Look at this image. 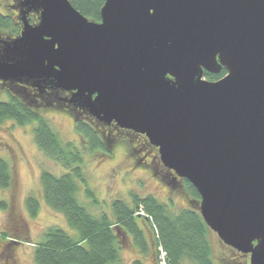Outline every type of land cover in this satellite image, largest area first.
Masks as SVG:
<instances>
[{
	"label": "water",
	"instance_id": "95a60500",
	"mask_svg": "<svg viewBox=\"0 0 264 264\" xmlns=\"http://www.w3.org/2000/svg\"><path fill=\"white\" fill-rule=\"evenodd\" d=\"M19 5L0 82L33 106L47 90L71 94L55 100L146 136L197 190L210 230L264 264V0H105L100 23L70 0Z\"/></svg>",
	"mask_w": 264,
	"mask_h": 264
},
{
	"label": "trees",
	"instance_id": "16d2710c",
	"mask_svg": "<svg viewBox=\"0 0 264 264\" xmlns=\"http://www.w3.org/2000/svg\"><path fill=\"white\" fill-rule=\"evenodd\" d=\"M70 3L90 21L101 22V10L105 0H70ZM37 18L36 15L31 16L30 23L37 24ZM18 20L19 18L14 16H3L0 13V31L12 33V36L6 38L14 39L20 36L22 24ZM225 75V70L220 76L205 74L210 80H218ZM12 89L9 84H0V92L8 93L9 96L8 100H0V123L13 121L21 127L34 124L33 135L39 150L67 170L62 176L44 171L40 183L45 201L52 209L65 215L76 236H71L56 226L49 228L43 241L35 245L34 257L37 264H119L124 243L129 242L130 238L141 253L149 254V243L138 225V221L144 218L140 215L141 211L146 213L154 228L152 246L157 251L162 249L167 252L170 264H184L186 261L193 264H216L217 258L209 238L213 232L195 209L185 208L179 214H172L170 205L160 202L155 197L140 198L132 195L134 206L123 200L112 203V217L115 221L106 213L99 216L91 213L78 198L81 190L79 183L82 182L87 187L84 156L88 153L99 154L102 158L111 157L110 143L121 140L116 130L117 125L112 123L106 126L86 113L72 114L70 109H67L75 120L76 133L84 144L81 149L71 142H64L38 111L39 108L54 102L56 97L70 99L71 94L47 90L42 96L44 100L38 99L37 105L33 106L32 102L25 101ZM25 90L31 97L37 94L34 89ZM126 134L128 137L132 133ZM132 139L135 141V137ZM132 139H128L129 144H133ZM135 142L133 145L136 151L141 150L145 155L149 154L151 147L145 140ZM179 184L187 191L189 203L197 204L201 201L199 193L188 181L182 180ZM12 185L11 167L6 160L0 158V189L10 190ZM86 189L88 199H93L95 207L98 206L99 202L93 191L88 187ZM26 205L29 213L35 218L39 210V201L35 197H30ZM0 210L7 211L5 202L0 203ZM119 231L123 234H119ZM16 240H8L7 244L15 245L20 242ZM135 264L143 263L138 260Z\"/></svg>",
	"mask_w": 264,
	"mask_h": 264
},
{
	"label": "rangeland",
	"instance_id": "374dc122",
	"mask_svg": "<svg viewBox=\"0 0 264 264\" xmlns=\"http://www.w3.org/2000/svg\"><path fill=\"white\" fill-rule=\"evenodd\" d=\"M10 4L11 0H0V13L3 16L13 17ZM9 35L12 36V33L0 31V38L8 39L6 37ZM8 98V93L0 92V100ZM58 102L59 100L54 101L55 107L43 106L38 111L64 142H71L82 149L84 144L76 133L74 118L66 111L67 106ZM70 112L75 113L71 109ZM34 127V124L21 127L13 121L0 123V158L8 162L13 174L12 188L0 189V203L5 202L7 205V211L0 210V264H37L34 257L35 245L43 241L46 231L51 227H59L71 236H76L65 215L52 209L43 196L41 174L46 171L55 176H62L67 170L39 150L33 135ZM132 138L126 134L121 135L118 142H111L112 156L108 158L85 153L87 187L93 191L99 204L95 207L93 199H88L87 187L82 182L79 183L80 202L91 213L97 216L106 213L113 221L115 220L112 217V203L123 200L134 206L132 195L140 198L155 197L160 202L170 205L172 214H179L185 208L199 212L200 202L189 203L187 191L165 176L160 156H156V161L152 163L151 158L147 157L148 154L135 150L136 142ZM128 139H132L134 145L129 144ZM30 197H35L39 201V210L35 218L29 213L26 205ZM141 212L140 215L144 218L138 221V225L145 233L150 252L141 253L130 238L129 242L124 243L119 264H135L138 260L143 264H170L167 252L161 249L157 251L152 246L154 228L146 213ZM4 234L9 236L6 237ZM209 238L217 258L216 264H250V259L244 260L239 256L241 253L225 245L215 233L210 234ZM12 239L20 242L8 245V240ZM184 264L193 263L186 261Z\"/></svg>",
	"mask_w": 264,
	"mask_h": 264
},
{
	"label": "flooded vegetation",
	"instance_id": "af4514ba",
	"mask_svg": "<svg viewBox=\"0 0 264 264\" xmlns=\"http://www.w3.org/2000/svg\"><path fill=\"white\" fill-rule=\"evenodd\" d=\"M20 2H21V0H11V4L9 5V7L11 8V10H12V14H13V16L15 17V18H19V10H20ZM36 14H30L29 15V21H30V17L31 16H35ZM37 16V15H36ZM38 17V16H37ZM38 20L37 21H39V18H37ZM19 21V20H18ZM38 23V22H37ZM22 28V27H21ZM22 30V29H21ZM20 34H21V32H20ZM224 70V69H223ZM222 70V71H223ZM226 71V70H225ZM222 73V72H221ZM220 73V74H221ZM205 74H208V75H213V74H209V73H206L205 72ZM220 74H218V75H213V76H220ZM226 75H227V72H226ZM225 75V76H226ZM224 76V77H225ZM224 77H222V78H224ZM222 78H220V79H218V80H221ZM205 80H207V81H210V82H216V81H218V80H210L208 77H206L205 76ZM0 84L1 85H8V83L6 84V83H2V82H0ZM14 87H19V88H24V89H27V90H32L33 91V89L32 88H29L28 86H18V85H15ZM29 88V89H28ZM64 105H68V103H63ZM68 107V106H67ZM66 107V108H67ZM67 109H69V108H67ZM66 109V110H67ZM71 109V108H70ZM72 109H74L73 107H72ZM71 109V110H72ZM74 111L75 112H78L79 113V111H77V110H75L74 109ZM90 117V116H89ZM92 118V117H91ZM93 119V118H92ZM101 123V122H100ZM103 124V123H102ZM105 125V124H104ZM111 125V124H110ZM110 125H106V126H110ZM103 128H105V127H103ZM116 130L119 132V135L121 136V135H125L126 133H129V134H131V135H129L130 137H135V141H138V140H140V141H142V140H145V142H147L149 145H150V147H151V151L149 152V154H151V156H149V154H148V158H151V162L153 163L154 161H156V156H158L159 155V152H158V149L157 148H155L154 146H152L151 144H150V142H149V140L147 139V137L146 136H144V135H140V134H137V133H134V132H132V131H127V130H123V129H121V128H119L118 126H116ZM131 132V133H130ZM143 144H144V142H143ZM149 165H151V164H149ZM165 169V168H164ZM165 176L168 178V180H171L172 179V181L174 182V184L175 185H177V184H179L181 181H182V179H180V178H178L173 172H171V171H169V170H167V169H165ZM179 182V183H178ZM177 187V186H176ZM181 187V186H180ZM133 243V242H132ZM239 256L240 257H242L244 260H248V259H250L249 258V256H246V255H243V254H239Z\"/></svg>",
	"mask_w": 264,
	"mask_h": 264
},
{
	"label": "built area",
	"instance_id": "2783aa9c",
	"mask_svg": "<svg viewBox=\"0 0 264 264\" xmlns=\"http://www.w3.org/2000/svg\"><path fill=\"white\" fill-rule=\"evenodd\" d=\"M161 251H163L162 249H161ZM165 256H166V254H164Z\"/></svg>",
	"mask_w": 264,
	"mask_h": 264
}]
</instances>
